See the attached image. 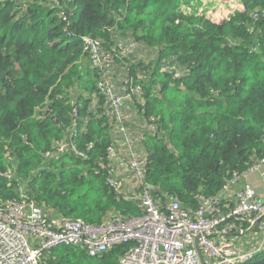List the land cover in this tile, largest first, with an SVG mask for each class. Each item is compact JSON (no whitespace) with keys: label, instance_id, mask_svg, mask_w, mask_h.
<instances>
[{"label":"trees","instance_id":"16d2710c","mask_svg":"<svg viewBox=\"0 0 264 264\" xmlns=\"http://www.w3.org/2000/svg\"><path fill=\"white\" fill-rule=\"evenodd\" d=\"M18 9L0 1V201L17 194L11 170L48 216L101 223L110 212L142 214L107 182L108 107L83 37L106 51L121 37L157 50L150 65L122 62L128 83L148 69L134 104L159 129L140 145L157 202L196 208L264 157V0H32ZM167 60L178 76L162 70ZM73 130L85 158L43 155ZM121 252L98 258L60 245L40 264H117ZM248 264H264V254Z\"/></svg>","mask_w":264,"mask_h":264},{"label":"built area","instance_id":"2783aa9c","mask_svg":"<svg viewBox=\"0 0 264 264\" xmlns=\"http://www.w3.org/2000/svg\"><path fill=\"white\" fill-rule=\"evenodd\" d=\"M252 18L256 19L257 13ZM83 42L87 61L99 74L97 88L108 107L112 143L107 150V182L117 194L138 205L142 214L125 217L110 212L101 223L53 213L48 216L45 206L38 204L19 177L8 170L4 175L18 187L15 197L0 201V264H40L46 252L60 245L83 249L88 256L98 258L121 247L117 264H248L264 254V200L257 198L249 183L232 189L248 174L259 172L264 177V157L227 180L216 196H201L196 208L182 207L176 198L167 199L163 205L157 202L144 182L147 156L140 146L146 133L158 132L157 123L143 119L142 125L132 130L125 117L127 107L141 98L139 80H146L148 69L138 72L137 80L128 83L125 66L122 63L118 67L116 61L128 58L137 43L124 38L117 50L106 51L96 39L83 37ZM169 66L167 60L162 70L169 68L178 76L180 72ZM116 76L121 79L119 88L112 81ZM75 134V130L67 133L43 155L56 158L73 152L85 158V152L75 144ZM262 139L264 145V133ZM10 161L14 163L13 158ZM256 216L260 219L254 230L243 235ZM197 235L202 260L195 246Z\"/></svg>","mask_w":264,"mask_h":264},{"label":"crops","instance_id":"0c3cea01","mask_svg":"<svg viewBox=\"0 0 264 264\" xmlns=\"http://www.w3.org/2000/svg\"><path fill=\"white\" fill-rule=\"evenodd\" d=\"M112 81L113 84L116 85V88L120 87L121 79L118 76L112 78ZM137 111L138 109L135 108L134 102L125 110V117L128 118L132 130H136L142 125V118ZM245 183H249L255 189L256 196L259 200H264V177H261L259 172H254L248 174L246 177L240 178L232 189L238 190L242 188Z\"/></svg>","mask_w":264,"mask_h":264},{"label":"rangeland","instance_id":"374dc122","mask_svg":"<svg viewBox=\"0 0 264 264\" xmlns=\"http://www.w3.org/2000/svg\"><path fill=\"white\" fill-rule=\"evenodd\" d=\"M0 1H2V0H0ZM13 1L16 4V6L19 8L18 11H20V12L25 6H27L28 3L32 2V0H13ZM122 39H124V38L123 37L118 38L117 41H121ZM156 52H157V50L155 48L147 47V46H144L140 43H137L135 51L128 58H125V59H126V62H128L131 60H135L137 58L139 59V57H140V59H142L146 64L150 65V63L156 61V56H157ZM119 61H120L119 63L122 64L123 61H121V60H119ZM119 63L117 62V64H119ZM126 75H127V73H126ZM91 100L92 101L90 104V110L96 114L97 113V107H98V99L92 95Z\"/></svg>","mask_w":264,"mask_h":264},{"label":"water","instance_id":"95a60500","mask_svg":"<svg viewBox=\"0 0 264 264\" xmlns=\"http://www.w3.org/2000/svg\"><path fill=\"white\" fill-rule=\"evenodd\" d=\"M259 219H260V216H256L255 219H254V221H253L252 224L250 225V227L247 228V229H245V230L242 232V234H243V235H246V234L252 232V231L254 230V228H255L257 222L259 221ZM198 239H199V236L197 235V236L195 237V246H196V250H197V252H198V254H199V257H200V259L202 260V255H201V252H200L199 247H198Z\"/></svg>","mask_w":264,"mask_h":264}]
</instances>
